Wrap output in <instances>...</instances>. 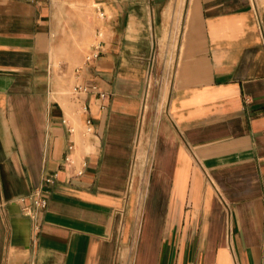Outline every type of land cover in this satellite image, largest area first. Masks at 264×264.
I'll return each instance as SVG.
<instances>
[{
  "label": "crops",
  "instance_id": "obj_1",
  "mask_svg": "<svg viewBox=\"0 0 264 264\" xmlns=\"http://www.w3.org/2000/svg\"><path fill=\"white\" fill-rule=\"evenodd\" d=\"M0 200V264H264V0H0Z\"/></svg>",
  "mask_w": 264,
  "mask_h": 264
},
{
  "label": "rangeland",
  "instance_id": "obj_2",
  "mask_svg": "<svg viewBox=\"0 0 264 264\" xmlns=\"http://www.w3.org/2000/svg\"><path fill=\"white\" fill-rule=\"evenodd\" d=\"M176 33H177V26L174 25L170 30H168L167 35L169 34V39L165 40L166 43H163L159 46L156 53V57L152 56L149 61V68H148L149 74L147 78V85L151 89L149 93V97L151 98L155 96L160 102L165 97V94L169 87L168 84L170 82V77L172 72L171 70L174 63V49H175L174 38ZM151 109L153 110V108L148 107L147 110L148 112L146 113L147 120H149V118L151 117L150 116ZM145 146H147L146 143ZM143 153L145 154V157L143 156ZM143 159H147V154L146 152L142 151V149L140 148V151L138 152L137 161L140 162Z\"/></svg>",
  "mask_w": 264,
  "mask_h": 264
},
{
  "label": "built area",
  "instance_id": "obj_3",
  "mask_svg": "<svg viewBox=\"0 0 264 264\" xmlns=\"http://www.w3.org/2000/svg\"><path fill=\"white\" fill-rule=\"evenodd\" d=\"M99 49L95 48L91 52L87 53L85 55L86 60L93 59L98 56ZM90 121L89 119H87ZM67 160L71 162V158L67 157ZM47 181H51V178H47ZM29 198L32 199V203L26 204V206L23 207V210L25 213L30 214L32 217H36L38 215V212L47 206L48 198L45 196L43 189H35L33 190L29 195ZM24 199V198H23ZM2 201L0 200V203Z\"/></svg>",
  "mask_w": 264,
  "mask_h": 264
}]
</instances>
